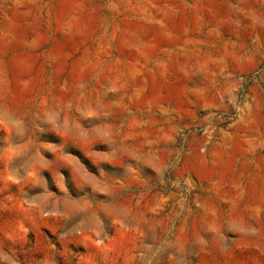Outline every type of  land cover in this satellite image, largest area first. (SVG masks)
I'll use <instances>...</instances> for the list:
<instances>
[{
	"label": "rangeland",
	"instance_id": "rangeland-1",
	"mask_svg": "<svg viewBox=\"0 0 264 264\" xmlns=\"http://www.w3.org/2000/svg\"><path fill=\"white\" fill-rule=\"evenodd\" d=\"M0 264H264V0H0Z\"/></svg>",
	"mask_w": 264,
	"mask_h": 264
}]
</instances>
